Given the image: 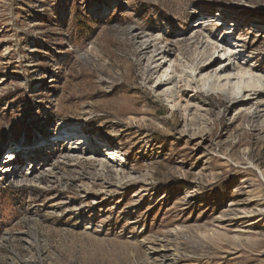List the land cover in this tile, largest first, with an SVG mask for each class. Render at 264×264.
<instances>
[{
	"label": "rangeland",
	"instance_id": "374dc122",
	"mask_svg": "<svg viewBox=\"0 0 264 264\" xmlns=\"http://www.w3.org/2000/svg\"><path fill=\"white\" fill-rule=\"evenodd\" d=\"M187 74L264 88V0H0V264H264V95Z\"/></svg>",
	"mask_w": 264,
	"mask_h": 264
},
{
	"label": "bare ground",
	"instance_id": "6f19581e",
	"mask_svg": "<svg viewBox=\"0 0 264 264\" xmlns=\"http://www.w3.org/2000/svg\"><path fill=\"white\" fill-rule=\"evenodd\" d=\"M205 33H208V31H204ZM201 38V34H196L195 36H193L190 40H186L185 42H191L192 44H198L199 39ZM210 39V38H209ZM168 41V40H167ZM203 42V41H202ZM157 41L156 40H152L149 44L146 45L145 47V51H148L151 47L155 48ZM181 43V42H180ZM176 44H178L179 46V42H176ZM208 44V43H207ZM206 42H203V47H205L207 50L206 52L203 54V57L197 61L195 63V67L196 69H198L200 71V73H204L206 71L209 70V68L216 66L220 59L218 58V55L216 54H211L210 55V45H207ZM213 45H216L213 44ZM209 49V51H208ZM216 53V52H215ZM216 55V56H214ZM231 58H233L234 63L233 66L236 69H245V65L242 62V58H240L239 56L237 57L236 55L231 56ZM255 71H262L260 68L258 67H254ZM186 78H189L188 80H186ZM186 78L183 80L179 81V86L178 89L180 90V93L184 96H187L189 94L194 95L195 97H200L202 92L205 89H208L209 93H217L219 95H221L222 97H225L226 99L231 100V102H233L234 106L236 105H241L240 102V96L241 93H250L251 95V100L254 99V97H258V96H263L264 95V88H262L260 85V81L256 80V79H251L250 82H247V85H242V84H229L226 87L223 86H219V85H215L211 83V76L204 74L201 77H199L198 79H195L192 75H186ZM220 78H216V81ZM226 79L231 80L232 77H227ZM222 105H224V102L222 103ZM254 118V117H253ZM79 141L77 142L79 145H81L80 143V139H78ZM241 143V142H240ZM86 144V143H85ZM16 146V145H15ZM14 165L9 166L7 168H5L4 173L10 171V168H13ZM13 174H15V172H13Z\"/></svg>",
	"mask_w": 264,
	"mask_h": 264
}]
</instances>
